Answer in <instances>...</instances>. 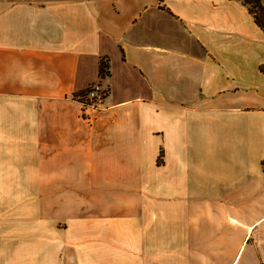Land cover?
<instances>
[{
    "label": "crops",
    "instance_id": "crops-1",
    "mask_svg": "<svg viewBox=\"0 0 264 264\" xmlns=\"http://www.w3.org/2000/svg\"><path fill=\"white\" fill-rule=\"evenodd\" d=\"M230 1L0 0V264H264V32Z\"/></svg>",
    "mask_w": 264,
    "mask_h": 264
},
{
    "label": "trees",
    "instance_id": "trees-1",
    "mask_svg": "<svg viewBox=\"0 0 264 264\" xmlns=\"http://www.w3.org/2000/svg\"><path fill=\"white\" fill-rule=\"evenodd\" d=\"M243 1L248 8V12L253 16L256 25L264 32V8L260 0H243ZM109 76H110L109 75V63H108V60L104 59L101 61V64H100V78H101L100 80L101 81L99 84L101 85V87H102V80H105ZM89 89L90 88H88L83 93L76 95L75 98L79 100L80 102L84 103L85 105H89L88 101H86L85 99V94H87V91ZM103 93L106 95L109 92L107 91L106 93L105 91H103Z\"/></svg>",
    "mask_w": 264,
    "mask_h": 264
},
{
    "label": "built area",
    "instance_id": "built-area-1",
    "mask_svg": "<svg viewBox=\"0 0 264 264\" xmlns=\"http://www.w3.org/2000/svg\"><path fill=\"white\" fill-rule=\"evenodd\" d=\"M141 3H142V2H140V4H141ZM126 6H127V5H121V6L119 5V8H120V9H125ZM188 35H189V38H190V39H192V40L195 39V35H194L193 32H189ZM109 79H110V82H111L112 85H113V84L115 83V81H116L115 77L112 76V75L109 76ZM200 87H203V86L200 85ZM87 94H88V96L86 97V101H88V103H89V105H90V103H93V101H97L98 98H99L100 96L103 95V90H102V88H101V85H100V84L93 85V86L90 87V89L87 91ZM87 94H86V95H87ZM236 162H237V161L234 160V161L232 162V164H235ZM11 186H12L13 188H16V187L18 186V181L15 180V179H12V180H11Z\"/></svg>",
    "mask_w": 264,
    "mask_h": 264
},
{
    "label": "rangeland",
    "instance_id": "rangeland-1",
    "mask_svg": "<svg viewBox=\"0 0 264 264\" xmlns=\"http://www.w3.org/2000/svg\"><path fill=\"white\" fill-rule=\"evenodd\" d=\"M232 1L233 0H231L230 2V4H225L223 7H221V9H219V13H223V12H225V10H223V8H227V7H230L231 5H232ZM235 1H237V0H235ZM140 2H142V1H138V4L140 5ZM260 2H261V0H260ZM142 4V3H141ZM245 6V5H244ZM246 7V10H248V8H247V6H245ZM232 36V33H229L228 35H226V36H223V37H220V39H222V40H226V39H229L230 37ZM233 37H235V36H233ZM107 76V75H106ZM106 76H104V77H106ZM105 88V87H104ZM103 91H105L106 93H107V91L108 92H110V89H109V87L107 88V90H104L103 89ZM103 95H104V93H103ZM103 95L102 96H100L99 98H98V100L97 101H93V103H90V105H92L93 107H99L100 105H101V102H102V99H104V97H103ZM88 96V94L86 95L85 94V99H86V97ZM96 108V109H97ZM263 171H264V169H263Z\"/></svg>",
    "mask_w": 264,
    "mask_h": 264
}]
</instances>
